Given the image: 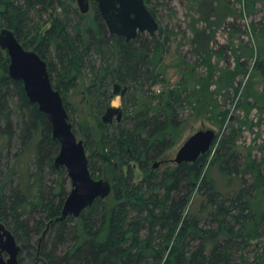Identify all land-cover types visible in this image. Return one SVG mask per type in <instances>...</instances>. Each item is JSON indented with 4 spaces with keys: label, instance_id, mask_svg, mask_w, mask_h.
I'll return each instance as SVG.
<instances>
[{
    "label": "trees",
    "instance_id": "16d2710c",
    "mask_svg": "<svg viewBox=\"0 0 264 264\" xmlns=\"http://www.w3.org/2000/svg\"><path fill=\"white\" fill-rule=\"evenodd\" d=\"M74 1L0 0V32L13 31L24 48L46 62L68 116L70 92L86 94L100 130L96 151L92 134H84L89 170L93 178H112V193L83 212L76 225H70L73 217L58 220L71 192L66 169L55 166L60 143L48 118L31 103L23 82L9 75L10 57L0 47V149L17 135L21 147L16 167L3 180L0 169V224L20 244V264L28 253L33 264H264V212L255 210L256 196L249 192L253 188L228 197L210 177L213 168L228 176L239 174L240 167L232 168L231 162L240 158L241 128L227 127L213 152L194 163L162 172L154 169L178 143L184 124L179 112L183 98L171 92L157 97L152 91L170 50L171 34L159 24L155 36L143 33L127 42L110 34L94 0L91 18L82 15L71 4ZM145 2L158 21L156 10ZM192 6L199 7L198 14L208 21L247 17L226 0H192ZM45 15L48 19H43ZM48 24L49 29H43ZM260 26L261 30L248 23L245 30L261 42L256 43L259 49L249 42L240 56L256 59L254 69L264 73V24ZM236 32L241 36L242 30ZM200 48L206 55L213 53L210 41L203 40ZM240 66L246 74L247 62ZM117 83L128 88L123 96L126 111L133 108L125 121L128 127L102 121ZM68 120L71 123L70 116ZM27 154L32 155L35 171L23 170ZM132 163L144 172L139 183L130 167L128 175L123 173L122 166ZM246 169L255 171L253 160ZM254 240L260 246L246 258Z\"/></svg>",
    "mask_w": 264,
    "mask_h": 264
},
{
    "label": "rangeland",
    "instance_id": "374dc122",
    "mask_svg": "<svg viewBox=\"0 0 264 264\" xmlns=\"http://www.w3.org/2000/svg\"><path fill=\"white\" fill-rule=\"evenodd\" d=\"M226 1L236 11H241L244 15L246 12L247 17L231 16L225 21H218L217 17H214L208 21L200 16V13L198 14L199 7H193L192 0H149L150 7L158 14L160 26L172 35H170V50L159 71L160 78L152 88L153 94L159 97L175 93L176 96L183 98V105L179 107L181 118L184 120L183 131L177 136L178 143L162 159L168 163L160 168V172L175 166L172 161L176 158L179 149L199 130H215L219 138L227 127L241 128L242 133L237 143V154L240 158L231 162L232 168L240 167L239 174L228 176L213 168L210 169V177L216 183L218 190L228 197L235 195L242 188H253L249 192L256 196L255 210L262 214L264 212V73L254 69L256 59H247L240 55L244 46H251L249 42H252L255 50L259 49L261 42L256 41L250 32L246 33V31H248V23H255L259 30L262 29L260 25L264 24V0ZM71 4L78 9L76 1ZM86 16L87 18L93 16V7ZM43 19H48V15L43 16ZM49 27L48 24L43 29ZM238 29L242 30L241 36L236 32ZM203 40L210 41V49L213 50L211 56L206 55L200 48ZM242 61L247 62L246 74L240 66ZM262 62L264 63V56ZM241 84V93L238 94L236 90ZM70 94L69 116L74 128H77L76 136L78 140L84 142L85 132L91 133V138L95 140L92 150L96 151L100 130L95 111L82 90L72 91ZM238 104L240 108L237 107ZM110 105L123 109L124 116L120 124L128 127L129 121H125L131 116L133 108L126 111L127 105L121 95L114 96ZM16 122L17 119L14 128L18 132L19 126ZM117 124L115 121L113 125ZM217 141L213 145L212 152L217 146ZM20 148L17 135L13 136L12 142H7L0 149L2 180L17 164L15 155ZM90 154L89 151L88 155ZM251 160L255 163L254 172L246 169V165ZM99 165L97 164V167ZM22 167L23 170L35 171L31 154L25 155ZM129 167L135 174V182L139 183L144 177V172L134 163L125 164L122 166L125 175L129 174ZM94 179L112 182V178L108 175L102 178L95 176ZM68 188L72 190L70 181ZM77 220L78 218L71 221L70 225H76ZM261 227L264 228V224ZM47 231L46 229L45 233ZM260 243L258 240L251 241L245 252L246 258L253 256L252 252L258 249ZM25 255L23 264H33L32 256L29 253Z\"/></svg>",
    "mask_w": 264,
    "mask_h": 264
},
{
    "label": "water",
    "instance_id": "95a60500",
    "mask_svg": "<svg viewBox=\"0 0 264 264\" xmlns=\"http://www.w3.org/2000/svg\"><path fill=\"white\" fill-rule=\"evenodd\" d=\"M111 35L123 37L127 42L137 39L139 34L155 36L159 23L148 9L145 0H94ZM79 12L87 15L91 11V0H76ZM0 47L10 57L9 75L22 81L31 103L37 104L53 128V137L60 143V152L55 159L57 168L67 171L72 190L66 199L62 214L58 218L65 222L69 217L80 218L94 203L108 198L112 184L106 180H96L89 170V159L83 141L78 140L69 123L68 112L63 98L50 79L46 62L33 50H27L18 41L13 31L0 32ZM127 87L115 84L114 96L126 95ZM123 109L109 106L102 116L104 124L121 123ZM217 132L212 129L199 130L190 136L179 149L173 165L194 163L208 154L217 140ZM168 161H158L153 165L159 169ZM21 246L4 224H0V264H20Z\"/></svg>",
    "mask_w": 264,
    "mask_h": 264
},
{
    "label": "flooded vegetation",
    "instance_id": "af4514ba",
    "mask_svg": "<svg viewBox=\"0 0 264 264\" xmlns=\"http://www.w3.org/2000/svg\"><path fill=\"white\" fill-rule=\"evenodd\" d=\"M76 1V0H75ZM91 7H92V4H91ZM111 106V105H110Z\"/></svg>",
    "mask_w": 264,
    "mask_h": 264
}]
</instances>
